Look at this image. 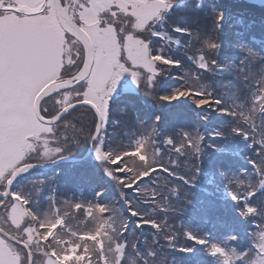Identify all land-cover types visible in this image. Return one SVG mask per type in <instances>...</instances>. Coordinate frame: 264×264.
<instances>
[{"label":"trees","instance_id":"trees-1","mask_svg":"<svg viewBox=\"0 0 264 264\" xmlns=\"http://www.w3.org/2000/svg\"><path fill=\"white\" fill-rule=\"evenodd\" d=\"M204 1L216 11L224 9L225 13L228 11L246 20L243 24L224 26L228 32L223 42L228 49L222 59L232 61L231 68L217 77L197 67L192 58L182 63L184 70L178 79L157 67L155 81L150 80V86L140 82L137 91L134 72L127 76V88L119 89L112 97V113L102 146L93 145L89 156L81 161L63 162L48 170L32 169L14 182L13 188L25 198L19 201L23 215L16 229L24 228L27 235L12 232L0 224L27 244L33 255L32 264L36 257L44 260L47 256L55 264H260L264 258L248 244L252 238L264 247V180L257 181L264 179V101L259 100L261 82L253 81V87L244 90L241 79L245 59L258 56L246 57L245 52L233 51L229 46L235 45L230 35L238 32L241 41L263 47L264 33L259 36L255 28L264 27V0ZM117 7L113 13L122 15ZM167 15L161 16L160 22ZM191 15L197 17L196 24L186 23L192 28L202 26L207 34L197 33L198 41L188 43L185 49L189 52L191 48H199L204 53L215 38L217 28L208 9ZM114 29L118 34L117 25ZM67 40L60 77L72 74L82 61V51L79 57L73 51L69 55V48L75 47L73 42L68 45L70 40ZM235 55L238 61L233 67ZM130 70H134V65ZM177 90L184 95L162 99ZM76 91L71 88L48 96L43 106L54 114L61 105L74 99ZM230 108L249 118L253 126L250 137L261 144L251 158L240 149L241 137L235 133L249 129L229 117H235L230 114ZM67 119L70 123L65 126L61 122L54 134L37 132L32 150L22 159L28 163H45L60 156L82 155L90 140L92 115L78 108ZM214 120L220 121L218 126L222 127L219 137L208 134L205 127V123ZM169 137L174 141L172 145L166 143ZM192 137H203V140L199 145L189 143ZM138 142L143 145L147 160L137 148L131 157L125 158L121 169L115 168L119 154L129 152ZM165 156L166 164L163 163ZM157 163L167 168L172 165L174 176L184 179L177 183L159 180L157 184L162 188L157 192V200L146 203L144 183L136 190H130L128 185L146 167H155ZM121 171L124 176L119 175ZM157 187L151 189L154 197ZM254 191L257 194L250 199ZM234 194L240 202L247 195V203L256 209L254 217L245 216L238 203L228 200ZM128 201L146 218L164 223L155 230L148 231V225L138 229L134 223L136 218L128 215ZM6 211L7 206L0 213L6 215ZM125 224L128 232L122 236ZM256 226L261 231L255 230ZM233 235L238 239H231ZM193 237L197 242L191 240ZM213 245L218 249L215 252L211 250Z\"/></svg>","mask_w":264,"mask_h":264},{"label":"rangeland","instance_id":"rangeland-1","mask_svg":"<svg viewBox=\"0 0 264 264\" xmlns=\"http://www.w3.org/2000/svg\"><path fill=\"white\" fill-rule=\"evenodd\" d=\"M35 1L36 0H22V3H19L23 4L27 2L28 6L30 4L32 5ZM49 3L48 6H51ZM208 5L209 3L204 0H90V2L87 0H72L69 11L76 21L84 28H87L86 30L89 32L91 28L93 29L96 27L97 29V33H88L93 43L94 62L92 72L87 78V83L90 77L97 76L101 89L110 84L117 72H121V86L118 88L119 90L128 86L129 82L127 76H132L135 72V83H138L137 77H139V81L141 80L142 83H144L143 81H147L146 84L150 86V80L155 81L153 70L150 68L151 64L155 65V73L159 72L157 67H161L163 70L168 71V76L174 74L176 75L175 78L178 79L180 77V71L184 70L182 63L192 58L195 59L194 64L197 67L206 69L210 73H214L217 77H221L224 70L232 66V61L222 59L223 52L228 49V45L223 42V37L228 32L224 30V26L243 24L246 20L242 17L230 15L228 11L225 13L224 9H218L216 11L213 6ZM171 6H173L172 9ZM109 7L110 9H108ZM115 7L119 10L121 9L123 14L119 15L118 13L115 16L113 13ZM133 7H135L134 10ZM201 9H208V11H210L212 20H214L215 27L217 28V34L212 42L208 44L204 53H201L199 48H191V50L187 52L185 46L188 43L191 44L198 41L197 33L201 32L202 34H207L202 26L192 28L186 23L187 21H191L193 24H196L195 20H197V17L195 16V18H192L191 12H199ZM52 10L51 6V11ZM221 14L223 20L220 22ZM49 15H51L50 12L46 11L32 16L23 15L20 18H0L1 34L4 31L7 33L3 47L5 49L4 55L1 59L0 67L7 66L6 70H12L11 74L8 73L5 75V77L9 75L6 79L7 85L5 82L0 85V114L1 112L3 113L5 109L6 111L10 110L6 116H4L2 123H8V121L15 123L18 119H20V121L22 120L19 126L20 130H17V126H14L13 123V127L7 126V132L9 129L7 134L1 132L0 180L5 177L11 168H14L15 164L22 159L24 154L32 150L33 139L38 137L37 132L45 131V125L41 124L34 116L32 109L33 97L37 90L45 83L59 77L63 58L61 54L62 48L65 42L68 41H66L64 31L62 29L60 31L58 27H56V31L60 32V34L61 32L63 33V39L61 35L56 39V43H58L59 40V46L54 44L49 34L44 32L42 34L37 31L22 33L28 25L36 26L44 23L43 18ZM164 15H167L164 21L167 22V24L163 25L162 23L164 22H160V18ZM114 19L119 21V23L116 24L119 30L118 34L115 32L112 24ZM86 23L90 25H86ZM177 27L186 29L187 31L177 32L175 31ZM255 29L259 31V36L263 35V26H258ZM155 33H159V37L154 36ZM14 34L17 38H12ZM69 40L70 43H68V45L73 42V47H75L69 48V55H71L73 51L76 56L79 51H82V58L84 60V46L81 43L78 44L77 40ZM230 40L235 44L234 46L229 45L231 50L245 52L244 55L246 57L250 55L258 56H251L245 59L247 63L245 62V65L243 62L244 71L241 79L242 81L244 80V90L252 88L254 85L253 81L261 82L259 86V89H261L259 100L264 101V44H262L263 47L259 48L245 43L240 40L238 32L230 35ZM13 41H16L14 48L17 50L19 47L18 51L9 48V45H11ZM147 41H152L151 46L153 49L151 50L152 55L150 57L145 53V42ZM77 48H79V50ZM63 51H65V49H63ZM165 57L180 61V66H170L164 59ZM14 58L18 61L17 64H13L12 61ZM237 61V55H235L233 67L236 66ZM257 63L259 65H257ZM132 65H134V70L128 72V68L132 67ZM54 70L56 74L53 75V72H55ZM9 80H11V83H9ZM147 85L144 87L145 91L148 90ZM140 86H142V84ZM22 89L26 91L24 96L23 92L21 94ZM137 89L139 88H137L136 84V91ZM86 90L90 95H95L96 92L93 91L92 88V79L91 82L88 83L85 92ZM12 100L15 102L14 104L11 102ZM5 101L9 102V104L5 105ZM220 111L222 112V110ZM229 111L230 114H235V117L229 115L233 120L239 121L240 123L244 120L246 124L249 125L247 135L245 131H240L237 134L241 137L239 141L240 149L251 158V156L258 153L257 147L261 146L258 140L250 137V131L253 130V126H250V120L244 113L239 110L236 111L234 108H230ZM19 115H22V118H18ZM219 124L220 121L218 122L217 120L205 123L208 134L212 136L217 135L219 137V132L222 129L221 126H218ZM46 153H48L47 149ZM165 161L166 156L163 162L164 164H166ZM174 161L176 160L174 159ZM171 166L169 168H171ZM149 167H152V165ZM161 179L166 180L168 183H177L181 178L180 176L171 174L158 173L151 179L145 181L146 203L157 200V192L162 188L158 186L157 183ZM183 179L184 177L181 179V182ZM253 182L256 183V180ZM155 187L157 188L156 196L154 197L151 189ZM228 200L238 203L245 209V212L248 211L245 207L244 200L240 202L237 197L231 196ZM19 203L20 202L17 201V203L12 204L10 207L7 206L6 215L0 213V223L12 232L15 231L20 234L21 231L22 234L27 235V231L24 228L20 227L19 230L16 229L23 215V208ZM11 210L13 215L17 212L15 217L17 219L15 222L11 221L9 217ZM160 210H163V208H160ZM12 222L15 224H12ZM134 223H136L135 220ZM155 229L156 228L148 225V231ZM255 230L261 231L257 226ZM249 246L251 245L249 244ZM25 255V251L21 247L0 236V264H25ZM42 263L43 259L41 257H36L34 264Z\"/></svg>","mask_w":264,"mask_h":264},{"label":"snow or ice","instance_id":"snow-or-ice-1","mask_svg":"<svg viewBox=\"0 0 264 264\" xmlns=\"http://www.w3.org/2000/svg\"><path fill=\"white\" fill-rule=\"evenodd\" d=\"M60 3L63 5L65 3V0H60ZM68 3L71 4V0H68ZM19 7V0H0V18L3 17H16L20 18L24 14L21 13L18 10ZM223 20L222 14L220 15V22ZM119 23L118 20H113L112 24L115 27V25ZM119 31V30H118ZM175 31L177 32H185L186 29L177 27L175 28ZM66 38L71 36V33H65ZM156 37H159V33H155ZM72 40H75V37H71ZM146 43V49L145 53L148 57L152 55L151 53V45L152 41H147ZM77 57H79V53H77ZM170 66L179 67L180 61L174 60L169 57L164 58ZM76 62L73 61V65ZM84 62H80L79 69H74L73 73L68 76L66 79L72 81L70 85H68L69 88L77 89L75 92L74 99L70 101L69 107H64L61 105L57 111L54 114H50L48 112V109L43 106L44 101L47 99V97L41 95V93L46 90L47 85L42 86L41 89L37 90V95L40 96V102L38 105V115L37 119L40 121L41 124L45 125V131L47 132H53L54 130L61 124V122L64 123L65 126H67L70 121L67 119L69 116L72 115V113L76 112L78 108L86 109L87 112H90L92 115V124L89 129L88 138L93 142V145L100 144L101 146L105 142V134L108 127V121L111 117L112 113V106H111V100L115 93H117L118 88L121 86L120 83V77L121 72H117L116 75L112 78L110 84L106 85L104 88L99 89L95 95L86 94L85 89L88 86L87 83V76L84 77V79H80V75L84 70ZM150 68L153 70L154 76L158 75V73H155V65L151 64ZM61 74H63V67L61 68ZM92 72L91 65L88 66V74L90 75ZM137 88L139 87V77H137ZM145 84L147 81H143ZM127 88V87H125ZM192 94V93H188ZM49 95H53V93H49ZM184 95V93H181L179 90L173 92L169 96L162 97L164 100H172L176 99L180 96ZM196 95L203 96V93H196ZM197 105L200 106V102L196 101ZM210 103V101H209ZM219 103V101H218ZM159 117L157 118V121H159ZM155 131V129H153ZM185 137H188V133H184ZM203 140V137H192L189 143L195 142L197 145L201 144ZM166 143L169 145H172L174 141L169 137L166 140ZM137 148L140 149L141 154L145 156V160H147V155L144 154V148L143 145H141L139 142L131 148L129 152L119 154V158L116 159L115 162V168L121 169L122 165L125 163V158L131 157V152H135ZM54 151H59V149H56ZM97 152L100 151V149H96ZM35 165L29 164L26 160L21 159L18 163L15 164V168L13 170H10L5 177L0 180V211L5 210L6 206H11L12 204L17 203V201L25 200L23 195L19 192H17L13 188V184L16 181L17 177L20 176L22 173H24L27 169H30L34 167ZM175 166V165H173ZM158 173H164V174H171L175 175L171 172V168H165L164 164L157 163L155 167H146L144 171L141 172V174L135 179V181L132 184L128 185V188L130 190H136L138 189V186L145 181L151 179L153 176H155ZM110 175V173H109ZM120 176H124V173L121 171L119 173ZM257 192H252L251 197H255ZM26 206V204H25ZM127 211L128 215L130 217L136 218V227L139 229L144 225H150L153 228H159L164 222L161 221L159 224L152 219L146 218L144 215L139 213L136 209L131 207V201H128L127 203ZM108 209L105 207V212H107ZM30 215H32L30 213ZM130 221L128 220V224ZM128 224H125L123 226V232L121 233L122 236H124L128 232ZM43 232H41V235L43 236ZM194 238V237H193ZM195 239V238H194ZM231 239L235 240L238 239L235 235L231 237ZM213 252L217 251V247L213 245V248L211 249ZM190 251V250H187Z\"/></svg>","mask_w":264,"mask_h":264},{"label":"water","instance_id":"water-1","mask_svg":"<svg viewBox=\"0 0 264 264\" xmlns=\"http://www.w3.org/2000/svg\"><path fill=\"white\" fill-rule=\"evenodd\" d=\"M54 6H55V11H56V16H57L58 21L60 22L61 26L64 28V30L66 32L71 33V35L76 37L83 44V46L85 48V58H84L85 67H84V70L79 77L80 79H84L85 76H88V66L89 65L92 66V63H93V49H92L91 40H90L88 34L69 17V15L67 13V7L66 6H61L59 0H54ZM71 83H72V81H70L66 78L61 79V80L52 81V82L46 84L47 88H46V90H44L41 93V95L47 96V95H49V93H54V92H58V91L68 89L69 88L68 85H70ZM39 102H40V96L36 94L34 97V102H33V107H34V112H35L36 117L38 115ZM69 106H70V103L65 105L64 107L66 108ZM92 143L93 142L90 140L88 150L81 157H60V158L54 160L53 162L47 163V164H31V165H35L32 168L48 169V168L52 167L53 165H55L59 162H62V161L80 160V159L86 157L90 153L91 148H92ZM0 233L2 235H4L5 237H7L9 240H12V241L17 242L21 245H24L22 242L16 240L13 236L9 235L7 232L2 230L1 228H0ZM26 250H27V248H26ZM27 252H28L27 264H31V255H30L28 250H27Z\"/></svg>","mask_w":264,"mask_h":264},{"label":"bare ground","instance_id":"bare-ground-1","mask_svg":"<svg viewBox=\"0 0 264 264\" xmlns=\"http://www.w3.org/2000/svg\"><path fill=\"white\" fill-rule=\"evenodd\" d=\"M87 1L90 2V0H87ZM19 2L22 3V0H19ZM134 9H135V7H133V10ZM83 12H84V10H83ZM43 22L44 23H42V25L47 27V31L50 33L51 38L53 39L54 44H56V45L59 46L60 45L59 40H58V43H56V39L58 38L59 35H61V38L63 36V33L62 32L60 34V32H57L56 31V27L55 26L56 25L58 26L59 22H57V21L55 22L54 18L51 15L47 16L46 18H43ZM86 25H90V24L86 23ZM85 29H87V28H85ZM27 30L29 32H32V31H35V28H33L31 25H28ZM86 31H88V30H86ZM90 32H91V34L97 33L96 27H94L93 29L91 28ZM90 32L88 31V33H90ZM18 34H20V33H18ZM3 40H4V34L3 33L1 34V31H0V45H1V42ZM49 50H50V48H49ZM64 53H65V51L62 50V53L61 54L63 55ZM17 63H18V61H16V60L13 62V64H17ZM54 74H56V71L53 72V75ZM91 79H92V88H93V91L97 92L100 89V87H99V81H98L99 79H98L97 76H92V77H90L88 79V83L91 82ZM86 94H89L87 92V90H86ZM16 215H17V212H15V215H13L12 214V210L10 211L9 217L11 218V221H13V222L16 221V219H17V218H15Z\"/></svg>","mask_w":264,"mask_h":264},{"label":"flooded vegetation","instance_id":"flooded-vegetation-1","mask_svg":"<svg viewBox=\"0 0 264 264\" xmlns=\"http://www.w3.org/2000/svg\"><path fill=\"white\" fill-rule=\"evenodd\" d=\"M21 6V4L19 3V7ZM3 42H1L2 44ZM4 55V48L1 47V56Z\"/></svg>","mask_w":264,"mask_h":264}]
</instances>
